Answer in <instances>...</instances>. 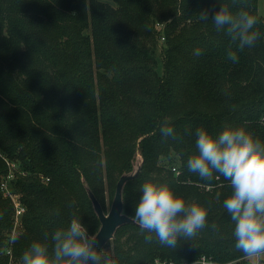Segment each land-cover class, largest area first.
I'll return each instance as SVG.
<instances>
[{
  "label": "trees",
  "instance_id": "obj_1",
  "mask_svg": "<svg viewBox=\"0 0 264 264\" xmlns=\"http://www.w3.org/2000/svg\"><path fill=\"white\" fill-rule=\"evenodd\" d=\"M220 4L257 17L253 46L238 49L224 29L199 18ZM162 124L175 138L161 135ZM226 125L264 141L257 0H0V264H21L32 241L47 235L51 242L73 216L96 233L93 198L106 213L137 152V173L121 186L131 220L105 243L119 264L247 255L222 205L229 181L215 171L202 178L186 165L196 129L218 133ZM146 180L167 182L186 202L204 205L205 225L174 248L141 230L134 208Z\"/></svg>",
  "mask_w": 264,
  "mask_h": 264
},
{
  "label": "clouds",
  "instance_id": "obj_2",
  "mask_svg": "<svg viewBox=\"0 0 264 264\" xmlns=\"http://www.w3.org/2000/svg\"><path fill=\"white\" fill-rule=\"evenodd\" d=\"M199 18L211 19L217 30L224 29L240 50L253 46L260 35L254 28L257 17L243 9L233 12L220 4L211 16L207 9L200 11ZM194 54L200 55L201 49H194ZM227 56L233 62L239 58L232 50ZM160 132L175 138L172 126L162 124ZM195 136L196 151L186 160L188 170L202 178H211L215 171L229 181L231 191L222 205L234 222L236 247L248 256L264 253V141L242 126L226 125L218 133L197 128ZM139 192L134 219L162 244L174 248L179 239L192 237L205 225L206 207L186 202L167 182L146 180ZM50 241L47 235L32 241L20 257L21 264H119L110 251L97 245L79 217L56 228Z\"/></svg>",
  "mask_w": 264,
  "mask_h": 264
},
{
  "label": "water",
  "instance_id": "obj_3",
  "mask_svg": "<svg viewBox=\"0 0 264 264\" xmlns=\"http://www.w3.org/2000/svg\"><path fill=\"white\" fill-rule=\"evenodd\" d=\"M137 170L134 173L124 174L118 179L114 198L107 213H104L101 210L98 202L93 198L94 209L100 223L99 228L93 237L96 239V243L100 247H103V245L112 237L115 228L120 223L131 220L122 213L121 186L125 179L129 176H134L137 173Z\"/></svg>",
  "mask_w": 264,
  "mask_h": 264
},
{
  "label": "rangeland",
  "instance_id": "obj_4",
  "mask_svg": "<svg viewBox=\"0 0 264 264\" xmlns=\"http://www.w3.org/2000/svg\"><path fill=\"white\" fill-rule=\"evenodd\" d=\"M102 1H105V2H107L109 4H113V0H102ZM257 10H258V13L264 19V0H257ZM157 60H158V66H157V69L158 70L157 71L160 73L161 72V59H160V56L159 55H157ZM141 161H142V157L139 154V152H137L135 154V158L133 160L132 170L129 173H134L138 169V167L140 166ZM10 176L11 175L9 174L8 177H10ZM108 211H109V209H108ZM122 213H123V211H122ZM94 234H90V236L93 237ZM104 245H103V248H105L108 251L111 250L110 243L109 244H106L105 246ZM231 261H233L234 264H261L262 262H264V253H260L259 255H256V256H248V255H245L242 258L234 259V260H231Z\"/></svg>",
  "mask_w": 264,
  "mask_h": 264
},
{
  "label": "built area",
  "instance_id": "obj_5",
  "mask_svg": "<svg viewBox=\"0 0 264 264\" xmlns=\"http://www.w3.org/2000/svg\"><path fill=\"white\" fill-rule=\"evenodd\" d=\"M172 170H175L176 173H178V171L176 170V168H172ZM23 211V208L21 206L18 205V203H16V210L15 213L16 215H20L21 212ZM151 264H234L233 261H227V262H216L213 261L205 256H201L198 259L194 260V261H182L180 263H176L174 261L171 260H161V259H155Z\"/></svg>",
  "mask_w": 264,
  "mask_h": 264
}]
</instances>
